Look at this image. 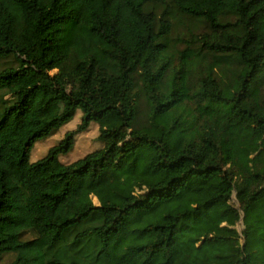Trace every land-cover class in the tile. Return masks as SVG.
Instances as JSON below:
<instances>
[{"label":"trees","instance_id":"obj_1","mask_svg":"<svg viewBox=\"0 0 264 264\" xmlns=\"http://www.w3.org/2000/svg\"><path fill=\"white\" fill-rule=\"evenodd\" d=\"M0 264H264V0H0Z\"/></svg>","mask_w":264,"mask_h":264},{"label":"rangeland","instance_id":"obj_2","mask_svg":"<svg viewBox=\"0 0 264 264\" xmlns=\"http://www.w3.org/2000/svg\"><path fill=\"white\" fill-rule=\"evenodd\" d=\"M60 109V106L55 107L54 111H58ZM72 121V120H71ZM70 121V122H71ZM75 122L76 119L72 123H67L64 126L59 127L57 131H55L53 134L42 140L40 144L34 147H32L31 152H30V161L36 160L40 155H42L44 152L47 151V148L57 142L63 135L64 133L75 127ZM97 135V129L96 128H91L90 130L86 131L85 133L77 134L75 138V142L78 145L80 142H85L81 151L79 153L72 151L71 154H82V152L87 149V148H93L98 145L97 140H94V137Z\"/></svg>","mask_w":264,"mask_h":264},{"label":"clouds","instance_id":"obj_3","mask_svg":"<svg viewBox=\"0 0 264 264\" xmlns=\"http://www.w3.org/2000/svg\"><path fill=\"white\" fill-rule=\"evenodd\" d=\"M76 119V117L71 121V122H69V123H72L74 120ZM60 129V128H59ZM45 138H47V137H45ZM45 138H43V140L45 139ZM76 138V137H75ZM49 148V147H48ZM47 148V149H48ZM44 153H46V152H44Z\"/></svg>","mask_w":264,"mask_h":264}]
</instances>
